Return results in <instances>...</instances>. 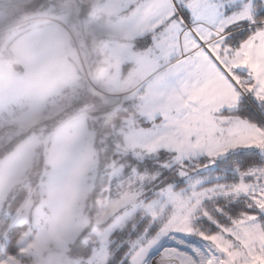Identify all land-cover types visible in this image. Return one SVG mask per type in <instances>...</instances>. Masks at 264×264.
Segmentation results:
<instances>
[{
	"label": "snow or ice",
	"instance_id": "snow-or-ice-1",
	"mask_svg": "<svg viewBox=\"0 0 264 264\" xmlns=\"http://www.w3.org/2000/svg\"><path fill=\"white\" fill-rule=\"evenodd\" d=\"M142 7L161 146L140 162L155 175L125 233L139 242L113 264H264V0Z\"/></svg>",
	"mask_w": 264,
	"mask_h": 264
},
{
	"label": "rangeland",
	"instance_id": "rangeland-1",
	"mask_svg": "<svg viewBox=\"0 0 264 264\" xmlns=\"http://www.w3.org/2000/svg\"><path fill=\"white\" fill-rule=\"evenodd\" d=\"M142 4L143 0H0V56L8 54L11 50L7 45L19 43L24 33H36L38 27L46 26L42 41L40 37L32 41L42 42L46 51L41 74L45 81L54 84L66 69H76L87 87L92 86L90 92L103 98L102 104L80 105V110L85 108L93 117L114 113L120 106L128 111L99 137L93 127L95 144L82 120L84 113L62 117L55 125L54 111L47 108L38 122H29L27 131L11 137L8 142L12 144L13 139L31 133L34 137L26 140L22 152L28 153L30 143L37 140L41 165L28 171V183L19 184L25 185L28 192L1 235L0 264H113L122 245L139 242L131 235L118 241L114 233L135 228L139 216L148 210L145 194L155 174L138 163L157 155L161 142L150 135L149 118L139 110V87L113 89L121 77L127 83L144 77V91L156 80V76L151 80L149 48L141 44L148 35ZM101 51H108L109 58L101 56ZM127 62L132 65H125ZM104 74L106 91L97 85ZM21 76L13 68L12 58H0V95L2 92L8 102L24 100L18 84ZM108 137L115 141L118 155L108 164L101 192L89 202L99 173V144ZM5 145L8 147L4 144L1 150ZM9 190L7 187L0 193V214L10 197ZM16 223L24 226L18 233L17 252L11 253L7 252L9 229ZM78 237L83 243L80 249L73 245Z\"/></svg>",
	"mask_w": 264,
	"mask_h": 264
},
{
	"label": "crops",
	"instance_id": "crops-1",
	"mask_svg": "<svg viewBox=\"0 0 264 264\" xmlns=\"http://www.w3.org/2000/svg\"><path fill=\"white\" fill-rule=\"evenodd\" d=\"M75 26L77 27V25ZM45 29L46 26H43L38 27L36 33L31 34L30 31L24 33L22 35L23 37L21 36L19 43L7 45V49L11 50L8 54L6 53L5 56L1 54L0 58H12L13 68L21 72L22 76L19 77L18 84L21 86V90L23 91L25 97L22 102H8L4 99V95L1 92L0 108L7 109L13 104L21 103L26 107L24 119L30 123L38 122L40 120V113H42L45 108L50 111H54L52 113H54L53 117L56 119L52 118L53 120H58L59 122L63 119L62 117H70L84 113L85 117L82 118V120L85 121L86 130L90 132L91 139L94 140L95 144L96 135L90 122L92 115L87 113L85 108L81 110L79 108L80 105H84L83 103H80V101L85 99L84 95L90 91L89 87L92 89V86L87 87L85 78L77 75V70L72 68L66 69L65 75L60 74L54 84L47 83L44 76H41L46 66L44 58L46 51L43 49L42 42L40 44H36L32 41L35 37L41 36L43 38L45 35L43 31ZM100 55L109 58L108 51H105V53L104 51H101ZM149 55L150 75L152 76L151 80L156 76V80L151 81L149 90L144 91L142 89V81L144 80V77L141 78V76L132 83L124 82V77L118 78V86H116L113 90L125 91L127 89L139 87V89L136 90V93L138 94L139 110L142 115L146 117L148 116L151 124L155 118V116L152 115L157 116L161 114V104L159 102L156 64L151 56V53H149ZM15 58L18 60H16L17 62H15ZM103 63L104 62H102V65ZM128 63L132 65L130 62L125 63V65ZM95 79H97V76ZM97 80L100 84L97 85L102 90L106 91L107 88H105V82L107 80V76L104 74L100 80ZM2 91L4 90L2 89ZM75 105H77L78 108L72 110V107ZM32 137L34 136L30 133L21 136L16 140L13 139L12 148H10V150H8L4 155L0 156V193L4 192L5 188L10 187L11 190L7 192V195H11L16 186L30 181L27 176L28 171L33 169L34 164L38 160L36 154L37 149H39L37 148V140L30 143V151L28 153L24 154L22 151L26 144V140ZM94 154L96 155L95 150Z\"/></svg>",
	"mask_w": 264,
	"mask_h": 264
},
{
	"label": "trees",
	"instance_id": "trees-1",
	"mask_svg": "<svg viewBox=\"0 0 264 264\" xmlns=\"http://www.w3.org/2000/svg\"><path fill=\"white\" fill-rule=\"evenodd\" d=\"M84 98L85 99L80 101V103L88 104V105H91V104L96 105V104L103 103L102 97L90 91H88L87 94L84 95ZM126 112H128L126 111V108L123 106H120L114 111V113H111L109 111L104 114L102 113L103 115L99 114L97 117L92 116L90 119V122H91V125L95 128V130H97V136L99 137L103 135L106 130L110 129L109 124L117 120L120 114H123ZM53 122L55 123V125L59 123L58 120H53ZM6 144L8 145V147L5 145L6 146V147L4 146L5 149L1 150L0 148V156L4 155L8 150H10V148H12L11 143L8 142ZM99 146L101 147V150L98 156L99 173L97 174L94 187L88 196L89 202L94 198V196L97 193L101 192V187L102 185H104L108 177V172H107L109 170L108 164L110 163L113 157H116L118 155L117 151L115 152V141L111 137H108L103 142H100ZM132 162H134L133 158H132ZM253 163H257V162H253ZM138 164H140V162ZM39 165H41V162L37 160L33 168ZM27 192H28V189L25 185H19L13 189L6 203L5 210L0 214V238H1V235L4 229L6 228V226L9 224V221L11 220L12 213H14L18 209V207L23 203L27 195ZM23 226H24L23 224L16 223V224H13L11 228L9 229V238H8L9 242L7 245V252H11V253L17 252V248L19 247V244L17 243V237H18L20 228H22ZM129 229H130L129 227H126L123 230H120L114 233L115 235L116 234L118 235V241L123 239L125 236H130V235H125V233L129 232ZM126 244L127 243L122 245L121 248L124 247ZM73 245L74 247H77L80 249V245H83V243L82 241H80L78 237L77 240L73 243ZM89 249L90 247L87 246L86 251H88ZM107 264H110V263L108 262Z\"/></svg>",
	"mask_w": 264,
	"mask_h": 264
},
{
	"label": "built area",
	"instance_id": "built-area-1",
	"mask_svg": "<svg viewBox=\"0 0 264 264\" xmlns=\"http://www.w3.org/2000/svg\"><path fill=\"white\" fill-rule=\"evenodd\" d=\"M25 112L26 108L22 104H13L7 109L0 108V147L8 143L14 134H22L31 127L24 119Z\"/></svg>",
	"mask_w": 264,
	"mask_h": 264
}]
</instances>
